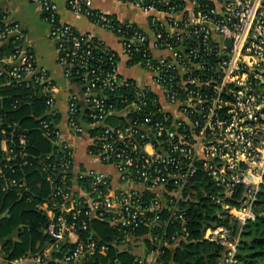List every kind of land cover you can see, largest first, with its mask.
<instances>
[{
	"label": "built area",
	"instance_id": "built-area-1",
	"mask_svg": "<svg viewBox=\"0 0 264 264\" xmlns=\"http://www.w3.org/2000/svg\"><path fill=\"white\" fill-rule=\"evenodd\" d=\"M32 1L51 25L65 77L80 89L68 98V126L90 138L91 155L116 172L75 173L74 152L62 140L59 122H43L45 136L64 154L36 162L51 188L38 205L49 219L39 264H86L135 238L149 240L144 255H132L131 262L110 258L108 264H165L168 250L189 241L188 211L201 191L222 206L217 215L227 221L211 222L203 239L223 246L217 264H238L264 182V0H119L165 15L164 21L150 18L159 28L153 40L132 22L94 8L93 0H67L73 14L115 34L129 60L141 55L137 64L151 73L154 89L121 76L119 55L62 22L54 0ZM30 86L47 97V114L58 115L49 72L37 63L21 24L0 11V110L21 107L29 95L12 91ZM110 116L119 122L110 123ZM18 129V122L0 114V178L4 191L30 200L28 180L17 172L35 162ZM11 137H17V152ZM200 176L215 189L196 188ZM94 222L112 226L114 240L100 239Z\"/></svg>",
	"mask_w": 264,
	"mask_h": 264
},
{
	"label": "trees",
	"instance_id": "trees-1",
	"mask_svg": "<svg viewBox=\"0 0 264 264\" xmlns=\"http://www.w3.org/2000/svg\"><path fill=\"white\" fill-rule=\"evenodd\" d=\"M150 21L152 20L150 19ZM151 23L153 24V22ZM152 29L159 28L152 26ZM141 58L140 54H136L134 59L129 60V64L135 65ZM40 89L39 86H30L25 88L26 91L24 89L22 92L21 90L12 91L16 97L29 96L25 98L24 104L15 110L10 107L0 110V114L8 123H19L18 132H24L27 135V151L29 154H33L31 160L35 162L32 167H24L17 172V176L24 175L28 180L30 200L27 197L20 198L15 191H4L5 181L0 178V213L10 209V216H4L0 221V237H6L19 228L18 240L14 241L7 238L3 244V251L9 255L10 259L17 258L29 250L38 251L45 241L48 242L45 228L49 219L46 213L38 208V205L48 199L51 188L46 181V173L41 169L37 170L39 164L36 162L41 158L47 162H54L56 155H51L48 158L47 154H64L58 147L53 148V142L44 134L43 122L54 119L58 123L60 117L47 114L49 112L47 97ZM122 90L124 88L118 90L117 93ZM116 99L113 94L112 100ZM108 121L116 124L119 122V118L110 116ZM8 129L11 130V128ZM9 145L16 152L21 149L17 137H11ZM39 183L40 186H38ZM201 185H204V188L209 192L215 189L210 178L203 176L199 177L195 187L199 188ZM240 192L237 197H240ZM198 197L199 202L191 204L188 211V216L191 219L189 241L182 242L175 253L168 250L165 256V258L172 257L173 264H217L224 250L220 244L205 240L202 237L203 230L211 222L227 223L217 215L218 212L222 211V206L212 202L210 197L203 195L202 191ZM257 197L255 207L257 218L249 222L244 229L239 248L238 264H264V182ZM23 223L24 226H21ZM93 227L99 231L100 239L109 242L114 240L116 231L109 224L94 222ZM38 243L40 246L36 247ZM115 257H120L126 262L133 260L131 254L120 252L117 246H112L107 256H95L89 259L86 264H108L109 259Z\"/></svg>",
	"mask_w": 264,
	"mask_h": 264
},
{
	"label": "crops",
	"instance_id": "crops-1",
	"mask_svg": "<svg viewBox=\"0 0 264 264\" xmlns=\"http://www.w3.org/2000/svg\"><path fill=\"white\" fill-rule=\"evenodd\" d=\"M59 6V16L62 22L73 26L77 31L92 34L95 38L103 41L109 48L119 55L118 73L124 78L135 80L140 85L155 88L151 73L142 66L129 64V58L125 55L119 38L107 30L102 29L89 18L73 14L67 7V0H54ZM93 7L116 16L119 20L130 21L147 32L154 38L150 18L157 16L164 21L165 15L156 11L145 12L139 6L128 4L123 5L119 0H93ZM0 11H6L12 20L19 22L27 37V44L33 50L39 66L46 68L50 79L55 87L54 108L60 117L58 128L62 140L66 141L74 152V170L77 173L80 169H95L100 172L111 173L116 176L114 169L103 164L97 157L91 155L89 148L92 140L86 136H79L73 133L68 126V98L72 91L80 92V89L69 82L65 77L64 70L58 62V52L55 42L50 37L51 25L44 18V14L38 3L32 0H0ZM157 56H169L170 52L163 50L154 51ZM10 216V209L0 213L2 217ZM24 226V223L21 225ZM99 235V231L95 230ZM19 228L12 234L0 237V264H39L37 255L43 251L47 243L41 246L38 251L29 252L10 259L3 251V244L7 238L18 240ZM148 239L135 238L127 243L118 244L120 252H128L131 255L142 256L145 254ZM40 246V243L36 247ZM172 247L171 252L178 249ZM172 257L165 258V264H173Z\"/></svg>",
	"mask_w": 264,
	"mask_h": 264
},
{
	"label": "water",
	"instance_id": "water-1",
	"mask_svg": "<svg viewBox=\"0 0 264 264\" xmlns=\"http://www.w3.org/2000/svg\"><path fill=\"white\" fill-rule=\"evenodd\" d=\"M56 144H53V148H55Z\"/></svg>",
	"mask_w": 264,
	"mask_h": 264
}]
</instances>
